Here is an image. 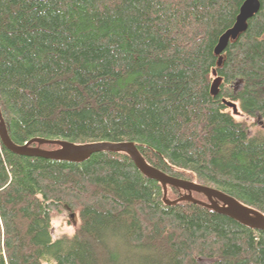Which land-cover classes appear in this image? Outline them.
I'll list each match as a JSON object with an SVG mask.
<instances>
[{
	"label": "trees",
	"instance_id": "obj_1",
	"mask_svg": "<svg viewBox=\"0 0 264 264\" xmlns=\"http://www.w3.org/2000/svg\"><path fill=\"white\" fill-rule=\"evenodd\" d=\"M243 1L0 0L11 141L129 142L167 175L264 213V0L220 65L214 52ZM184 192L167 185L170 200ZM63 212L75 214L73 232L53 238ZM48 262L264 264V231L190 201L166 204L125 152L57 161L0 139V264Z\"/></svg>",
	"mask_w": 264,
	"mask_h": 264
},
{
	"label": "water",
	"instance_id": "obj_2",
	"mask_svg": "<svg viewBox=\"0 0 264 264\" xmlns=\"http://www.w3.org/2000/svg\"><path fill=\"white\" fill-rule=\"evenodd\" d=\"M259 8V0L243 1L241 6L239 7V11L234 24L219 37L218 42L215 46L214 52L219 56L217 62L218 65H220L222 62V53L227 47L228 43L231 40H235L242 32L246 30L248 20L258 12ZM213 74L216 75L215 70L213 71ZM220 82L221 78L218 76L213 79L210 86L211 93H218ZM223 102L232 109L234 115H240L236 103H234L233 101H228L226 99H224ZM0 139L4 146L14 153L28 156H40L57 161L83 162L87 160L93 153L100 151L125 152L131 157L141 173L161 183L163 187V200L166 204L171 205L182 200L190 201L208 207L218 213L225 214L233 218L240 224L246 225L256 230L264 231V213H262L261 211L238 201L236 198L226 194L225 192L215 187L167 175L163 171L148 164L143 156L139 153L138 149L129 142L97 141L74 143L63 139H44L34 137L24 144H15L11 141L8 135L1 111ZM44 144L57 145V147L51 149L41 147V145ZM167 185L177 186L184 189L186 192L182 193V195L175 200H169L166 198ZM192 192L203 193L207 197L208 202H203L199 199L194 198L192 196ZM69 218L73 221V223H75L74 213L70 212ZM198 261L206 262V259L199 258ZM46 264L52 263L48 262Z\"/></svg>",
	"mask_w": 264,
	"mask_h": 264
},
{
	"label": "rangeland",
	"instance_id": "obj_3",
	"mask_svg": "<svg viewBox=\"0 0 264 264\" xmlns=\"http://www.w3.org/2000/svg\"><path fill=\"white\" fill-rule=\"evenodd\" d=\"M239 119H245L247 122H253L254 119L244 116L242 114L236 115ZM264 122L261 118H259V123ZM69 219V214L63 212L62 214L56 216L52 220V235L53 238H58L60 236L71 234L73 232L74 226L71 223H68L67 220ZM71 221V219H70Z\"/></svg>",
	"mask_w": 264,
	"mask_h": 264
},
{
	"label": "bare ground",
	"instance_id": "obj_4",
	"mask_svg": "<svg viewBox=\"0 0 264 264\" xmlns=\"http://www.w3.org/2000/svg\"><path fill=\"white\" fill-rule=\"evenodd\" d=\"M56 147H57V146H56ZM159 183H160V182H159ZM160 184H161V183H160ZM162 188H163V187H162ZM181 195H182V194H181ZM181 195H180V196H181ZM180 196H179V197H180ZM204 196H205V195H204ZM179 197H178V198H179ZM205 197H206V196H205ZM166 198H167V195H166ZM194 198H195V197H194ZM167 199H168V198H167ZM176 199H177V198H176ZM196 199H198V198H196ZM206 199H207V197H206ZM169 200H170V199H169ZM174 200H175V199H174ZM199 200H200V199H199ZM182 201H186V200H182ZM201 201H203V200H201ZM178 202H180V201H178ZM203 202H208V199H207V201H203Z\"/></svg>",
	"mask_w": 264,
	"mask_h": 264
}]
</instances>
